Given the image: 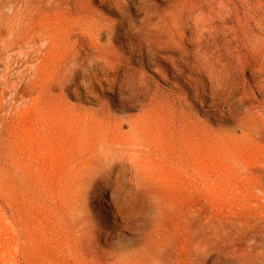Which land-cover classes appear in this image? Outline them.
Listing matches in <instances>:
<instances>
[{"label": "rangeland", "instance_id": "rangeland-1", "mask_svg": "<svg viewBox=\"0 0 264 264\" xmlns=\"http://www.w3.org/2000/svg\"><path fill=\"white\" fill-rule=\"evenodd\" d=\"M128 3L0 0V264H264V0L202 1L219 31L173 69ZM89 18L128 89L72 74Z\"/></svg>", "mask_w": 264, "mask_h": 264}, {"label": "bare ground", "instance_id": "bare-ground-1", "mask_svg": "<svg viewBox=\"0 0 264 264\" xmlns=\"http://www.w3.org/2000/svg\"><path fill=\"white\" fill-rule=\"evenodd\" d=\"M149 1L151 0H99L101 5L105 4L109 6L111 8L109 9L111 12H115L113 11V8H115L117 9L118 13H120L121 10L129 9V6H127V2H129L130 4H133L132 7L133 9L136 10L135 14L136 15L142 14L143 16L141 17V20L138 22L139 25H136L137 22L135 21L132 22L130 20L131 19L130 16H129V21L133 25L136 26L135 28H136V31L141 41H144V43L145 42L147 43V53L150 54V57L154 60L156 57L159 56V53H163V52L177 54L178 56L177 58L174 57V59H170V62H171L170 64L166 63L165 65L166 69H169L170 66L172 67V69L175 66H182V67L188 66V63L186 62L185 58L189 55L190 51H188L185 48L186 45L189 42L195 43L196 49H194L193 52L195 55H198L200 57L201 51L205 50V49L202 50V46H203V43L206 42V34L208 33L211 34L215 30L219 31L217 30V26L215 24L221 21H217L213 17L207 18L205 16V13L203 12V8L207 6V4H202V1H205V0H184L188 3H193L194 8L197 9V11L199 12L195 19H189V18L180 16L178 13H175L173 11H171L168 16V11L177 10L178 5L181 3L182 0H162V2L164 1L163 3L165 4V8H160L159 6H156L153 3H149ZM209 1L213 2V0H209ZM137 3L139 5L135 6L137 5ZM118 13H116V15H118ZM154 18L158 19L156 23L152 22ZM189 23L192 24L193 29L195 30L194 31L195 34L193 33L194 34L193 37H190V36L187 37L185 35V32L191 29V27L189 26ZM89 24L91 26L89 27L90 28L89 29L90 43L87 46H82V48H80L78 51V55H76L74 59L72 60L71 62L72 63V68H71L72 74L75 76H81L82 79L84 80L86 75H88L87 68L89 66V75H88L89 80H90L89 83H92L93 77H95L96 79H99L100 76L101 77L104 76V82L108 85H111L113 88L117 87L120 91L128 89L129 88L128 85H130V83L128 81L126 73L124 75H118L116 72L118 67L123 66V63H124L123 56L120 55L115 50L112 51L111 49L106 50L105 48H102L100 44H98V41L96 40V39H99L101 36H105V35L111 36L112 34H114L115 33L114 26H112V24L111 25L105 24L101 18H96V19L89 18ZM209 39H211L210 35H209ZM212 40H215V39L213 38ZM231 40H232V37H231ZM225 44H223V47ZM209 50L207 51L210 52ZM221 52L223 51L221 50ZM150 59L148 60L149 62L148 64L151 66H154L153 61ZM196 61L198 62V59ZM172 78H176V77L173 76ZM170 88H171L170 91H168L169 94L165 95L164 93V95L160 96L161 99L168 100L170 96L176 95L172 83L170 85ZM152 101L153 99H151V104L153 105ZM126 107L127 106H123V108H126ZM120 161L123 162L125 160L121 159ZM97 175L99 179L103 181L104 185L109 187V190L111 192H114L115 197L119 198L120 197L119 190L112 184L114 183V176L106 172L97 173Z\"/></svg>", "mask_w": 264, "mask_h": 264}]
</instances>
